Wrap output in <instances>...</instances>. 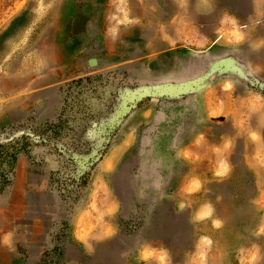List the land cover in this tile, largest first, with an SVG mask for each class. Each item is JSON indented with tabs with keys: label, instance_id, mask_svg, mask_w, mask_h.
<instances>
[{
	"label": "rangeland",
	"instance_id": "obj_1",
	"mask_svg": "<svg viewBox=\"0 0 264 264\" xmlns=\"http://www.w3.org/2000/svg\"><path fill=\"white\" fill-rule=\"evenodd\" d=\"M109 28L127 33L108 35ZM240 32L246 39L236 43ZM261 42L264 0H29L0 29V199L11 195L24 162L46 172L61 214L69 211L139 107L162 103L159 126L149 137L157 147L175 142L181 111L191 105V95L183 94L201 91L202 80L226 76L264 92V44L246 54ZM252 58L261 63L259 74L244 67ZM137 161L135 153L124 165L116 191L138 189ZM142 182L152 194L138 211H127L128 235L157 221L173 264H240L255 249L264 264L262 216L255 207L264 196L242 164L229 184L208 189L226 223L215 233L208 259L193 254L194 236L207 225L193 227L186 213L171 214L169 204L157 200L162 181L155 169L148 167ZM6 219L0 214V226ZM65 222L63 215L60 239Z\"/></svg>",
	"mask_w": 264,
	"mask_h": 264
},
{
	"label": "crops",
	"instance_id": "obj_2",
	"mask_svg": "<svg viewBox=\"0 0 264 264\" xmlns=\"http://www.w3.org/2000/svg\"><path fill=\"white\" fill-rule=\"evenodd\" d=\"M28 1L0 0V29ZM114 30L109 28L107 34L127 33ZM254 46L250 45L247 55L259 50ZM173 50L162 49L159 53ZM258 62L252 58L244 63L248 74H259ZM201 82V91L181 93L191 95L187 103L191 105L181 111L180 121L184 123L173 144L154 147L149 139L159 126L162 103L156 100L139 107L116 144L93 169L87 191H80L70 210L63 214L60 198L50 188L46 172L24 162L19 164L12 189L8 190L11 195L4 194L0 199V214L7 218L0 226V264H39L49 258L55 259V264H159L162 249L168 253V264H173L161 223L151 221L135 236L125 230L127 211H138L144 197L152 194L145 191L142 182L148 167L161 178L157 200L169 204L171 214L186 213L193 227L207 225V230L194 236L193 254L208 259L216 245L215 233L226 226L223 216L217 214V200L208 196L209 187L229 184L242 164L264 196V92L226 76ZM150 152L154 155L150 156ZM135 153L138 161L133 173L139 187L116 191L117 179ZM206 203L214 211L201 219ZM255 207L261 211L262 228L264 198H257ZM63 215L66 235L60 239L57 232ZM258 252L255 264L263 259V252Z\"/></svg>",
	"mask_w": 264,
	"mask_h": 264
},
{
	"label": "clouds",
	"instance_id": "obj_3",
	"mask_svg": "<svg viewBox=\"0 0 264 264\" xmlns=\"http://www.w3.org/2000/svg\"><path fill=\"white\" fill-rule=\"evenodd\" d=\"M233 21L235 22L234 18H233ZM246 39V36L244 33L240 32L239 33V36L237 38V40L235 41L236 43H241L243 42L244 40ZM261 44H264V42H261L259 44L256 45V47H260ZM204 212H203V215H201L199 218L203 219V218H206V217H209L212 215L214 209L212 207V205L210 203H206L204 206ZM216 226L219 227V222H216ZM260 233H264V227H262L258 234ZM243 251V250H242ZM161 252V255L159 257V264H168V253L166 250H160ZM258 256H259V252L258 250L255 251V252H250L247 256V259H240L241 261V264H255V261L258 259Z\"/></svg>",
	"mask_w": 264,
	"mask_h": 264
},
{
	"label": "water",
	"instance_id": "obj_4",
	"mask_svg": "<svg viewBox=\"0 0 264 264\" xmlns=\"http://www.w3.org/2000/svg\"><path fill=\"white\" fill-rule=\"evenodd\" d=\"M237 62H238V61H237ZM237 62H236V63H237ZM238 63H239V62H238ZM239 65H240V64H239ZM239 65L236 64L237 67H238ZM226 66H227V68L229 67L228 64H227ZM237 67H236V69H238ZM244 67H245V66H244Z\"/></svg>",
	"mask_w": 264,
	"mask_h": 264
}]
</instances>
